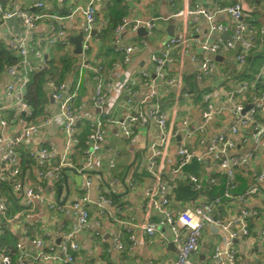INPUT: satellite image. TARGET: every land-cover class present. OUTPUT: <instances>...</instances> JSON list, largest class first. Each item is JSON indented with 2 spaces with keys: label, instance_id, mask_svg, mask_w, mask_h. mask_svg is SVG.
Returning a JSON list of instances; mask_svg holds the SVG:
<instances>
[{
  "label": "built area",
  "instance_id": "built-area-1",
  "mask_svg": "<svg viewBox=\"0 0 264 264\" xmlns=\"http://www.w3.org/2000/svg\"><path fill=\"white\" fill-rule=\"evenodd\" d=\"M109 1L90 0L86 6L72 8L65 16H51L55 23L51 24L49 39L36 42L33 39L34 29L38 21L46 17L43 13L47 8L46 3L36 0L33 6H29L20 0H0V25H6L13 19L21 20L23 25L22 32L11 35L4 43L5 47L17 56L18 61L4 66L2 75L7 79L4 94L11 103L0 104V147L9 144L6 151L0 154V184H7L11 188L13 194L20 199L22 208L11 212L8 200L0 195V239L8 232L16 237L12 249L0 247V264H76L82 245L75 240L76 231H67L60 226L58 234L53 233L52 228L58 224L56 215L59 214L70 213L77 221L79 230L85 229L92 221L97 226L106 220H111L112 224L131 226L129 222H124L120 216L113 213L114 207L115 210L119 208L115 206L110 196L105 194L104 186L90 172L97 170L102 163L101 155L106 149L108 125H119L129 144L134 146L138 142V136L131 130V126L137 123L141 127L154 124L157 136L148 147L146 172L152 183L144 190L146 221L136 227L148 237L155 236L162 228H168L172 235L171 242L178 250L176 264H195L193 258L200 249L204 231L208 226H213L224 236L225 242L215 245L212 263L240 264L235 242L252 238L249 221L255 220L260 224V233L258 246L254 248L252 254L257 260L256 264H264V214L252 208L253 204L264 200V189L261 188L264 172L254 174L250 186L244 192L236 193L240 186L236 178L237 172L251 165L258 156L264 158V89L260 90L258 84L251 80H232L229 88L220 90L218 94L229 105L234 123L227 133L217 135L209 142L205 123L198 125L189 117L182 120L179 129H172L169 126V115L161 109L158 102L149 115L139 113L127 116L123 120L112 119L107 106L112 94L124 90L129 105L133 103L137 94L131 86L125 85L122 88L115 81V72L131 64L134 56L146 46L145 42L124 43L123 35L127 31L138 33L144 28L147 36L153 37L156 24L154 19L130 20L127 16L123 17L114 32V44L121 57L111 64L109 71L103 62L89 67L88 53L97 36V33L94 34L98 16L97 4ZM57 2L63 4L66 0ZM32 7L37 12L32 11ZM257 10V6H250L248 0H235L233 4L218 3L212 8L198 5L194 9L177 12L175 17L188 16L194 25L198 24L200 19L204 20L210 34L228 33L231 39L219 38L213 42L207 39L200 42L201 49L213 58L191 54L192 42L187 37L169 39L162 50L150 56V65L155 77L152 78L148 71L140 72L145 86L150 89L146 99H157L158 82L169 86L175 85L177 101L189 98V94L183 89L182 79L172 78L168 71L169 67L176 63L173 51L177 48L183 54H190L191 61L198 66L199 79L202 76L220 73L214 57L228 52L236 53V65L243 71L252 53L264 44V19L259 25H254L251 21V13ZM79 13L83 14L85 25L83 53L76 56L79 58L78 79L75 82L71 80L62 83L48 79L44 90L57 104V111L50 112L49 105L46 104L43 113L35 116L27 101V94L33 75L49 68L41 46L61 44L74 53L75 47L67 32L66 22L73 20ZM219 15L228 16L229 23L218 22ZM86 68L92 72L94 90L91 99L96 116L89 124L90 132L83 145L81 123L78 118L81 104L78 103V99ZM257 77L264 83V63ZM213 98L214 94L210 92L203 95L204 108L201 115L206 123L219 113ZM248 105L250 108L245 111ZM9 110L13 111L11 118L5 115ZM56 128L63 135L64 141V148L60 153L54 143L39 147L32 144L37 142L40 136ZM14 129H17V132H14ZM176 141L178 143L176 163L167 167L164 157ZM192 141H196L199 147L207 144V151L199 154L191 147ZM25 146L34 166L32 180L22 177V157L19 150ZM252 147L254 148L251 149ZM243 149L247 151L241 152ZM77 153H81L80 161L76 159ZM201 158L210 159L209 175L199 176L185 171L195 159ZM72 170L82 175V184L75 200L67 201V197L65 203L61 204L62 195L60 199L56 198L55 192L66 189L68 196L70 195L68 173L73 172ZM218 175L226 178L223 195L208 202L189 204L181 210L176 208L169 184L177 187L185 181L191 184L196 192L203 194L220 185ZM118 184L120 178L112 177L106 185L111 190ZM127 187L135 190V182L130 180ZM92 194H95V198ZM235 204L241 206L238 213L224 214L225 205ZM18 234L26 239L21 236V239H18ZM129 240L130 249H134L144 244L145 237H138L133 233L130 234ZM113 243L120 253L126 250L123 232L114 233Z\"/></svg>",
  "mask_w": 264,
  "mask_h": 264
},
{
  "label": "crops",
  "instance_id": "crops-1",
  "mask_svg": "<svg viewBox=\"0 0 264 264\" xmlns=\"http://www.w3.org/2000/svg\"><path fill=\"white\" fill-rule=\"evenodd\" d=\"M26 5H32L36 0H20ZM46 3L47 8L43 12L46 17L38 21L34 33L33 39L39 42L43 39H49L51 35V24L55 21L51 18L53 15L65 16L72 8L77 6H86L90 0H66L65 3L59 4L57 0H42ZM127 10V17L130 20H155L156 28L154 29V36H144L139 33H133L127 31L123 35L124 43L132 42H145L146 46L137 53L131 64L125 65L122 69L115 72V81L123 88L125 85L131 86L136 92V96L131 105L127 103L128 96L124 90L115 92L112 94L111 99L108 102V112L112 119L123 120L130 115H138L143 113L149 115L150 111L156 102L159 103L161 109L169 115V126L172 129H179L182 120L185 117H189L194 123L202 125L205 123L207 129V140H211L213 137L222 133H227L230 130L234 120L229 111V105L224 99L221 98L219 91L224 88H229L232 80H237L241 71L235 61V52H228L222 54V59L217 61L220 69V73L210 76H202L198 78V66L190 59V54H183L179 48L173 51V55L176 59L174 66L169 67V75L172 78H181L183 81V89L189 94V98H181L177 101V88L175 85L169 86L165 83L158 82V96L157 99H146L149 94L147 86L140 77L141 70L148 71L152 78L155 77L153 68L150 65V56L152 53L162 50L163 45L169 40L170 35L173 37H187L191 39L192 47H190L191 54H197L200 57H211L210 54H206L202 49L200 42H204L209 39L211 42L217 41L219 38L228 39L224 33L210 34L209 27L204 20L199 21L198 24H192L190 17H175L174 15L181 10L194 9L198 5H203L212 8L215 4L235 3V0H123ZM250 6L256 5L258 10L251 13V21L254 25H259L264 19V0H248ZM107 4H97V22L96 33L100 32L107 23ZM32 11H34L32 7ZM37 12V11H34ZM217 21L228 24L229 18L226 15H219ZM67 32L70 37L77 36L85 25V18L83 14H77L73 20L67 21ZM58 25V23H56ZM2 31H0V47H5V41L13 34H18L23 31V25L21 20L13 19L6 25H0ZM149 37L150 40H146ZM99 39V40H97ZM101 40L100 36H96V39L92 43L91 52L88 55V62L98 63L103 62L106 64L108 71L110 70V62L117 60L121 57L116 51L113 55L101 54ZM46 54L48 62H53L56 66L62 67L68 60L72 62L76 57L74 53L67 48H64L61 44L54 46L44 45L41 46ZM264 51V44L260 45L254 52ZM215 59V57H214ZM79 60V59H78ZM79 63V62H78ZM77 63V64H78ZM94 65V64H93ZM244 70V69H242ZM73 81L68 77L67 81ZM7 79L0 77V104L9 105L11 101L5 96L4 89ZM94 90V84L87 76L84 77L82 83V90L78 103L81 104V109L78 112V118L81 123L82 137L86 139L90 130L89 124L96 116V111L92 104V95ZM214 94V104L219 111L216 116L209 122H205L202 118V110L204 108L203 95L205 93ZM47 95V104L49 105L50 112L57 111V104L54 100ZM176 101L178 104H176ZM264 104V101H263ZM13 111H8L5 115L11 118ZM107 134L106 149L101 155V165L97 169L100 175H95L96 180L104 186V192L110 196L115 206L119 210L113 208L115 214L120 216L124 222H129L131 226L124 224H112L111 220L103 221L100 226H97L93 221L83 230H79L77 221L71 216L70 213H64L56 215L58 224L54 226L53 233L55 235L59 232V227L63 226L67 231H76L75 240L80 242L82 249L78 254V261L76 264H87L88 262H105L107 264H176L178 250L176 245L172 244V235L168 228H162L158 234L153 237H148L145 233L140 231L136 226L143 224L146 220L144 212V190L151 185L152 180L149 178L146 172V164L148 158V147L155 140L157 136V129L154 124H149L146 127H141L138 123L131 126V130L136 136H138V142L136 145L131 146L128 138H126L119 125L109 124ZM17 132V129H14ZM48 143H54L59 153L64 148L63 135L59 130L53 129L50 133L39 137L37 142L32 144L36 147L44 146ZM191 147H194L199 154H203L207 151V144L199 147L196 141L190 143ZM9 147L6 144L0 147V154ZM178 147L177 141L170 146L165 157V166L171 167L176 163V150ZM23 148V147H22ZM24 148L27 149L25 146ZM23 148V149H24ZM252 147L251 149H253ZM247 151L246 149L241 152ZM76 159L81 160V153H77ZM199 165L202 168V172L199 176L209 175V163L210 159H198ZM25 164L22 161L21 172L24 179L32 180L34 178V166L24 168ZM264 172V158L258 156L257 159L248 167L242 168L236 174V178L245 179L247 186L251 184L254 174H260ZM70 179V195L68 191L63 189L61 192L62 199L67 201L75 200L76 193L81 186H79L75 179V174L69 172ZM198 175V174H197ZM112 177L120 178V184L113 186L111 190L107 187V183ZM237 178L239 185L242 181ZM133 180L135 182V190H131L127 187V183ZM187 182L182 181L179 185ZM7 185V184H0ZM239 186V188H240ZM170 190L173 193L175 206L178 209H184L189 204H200L202 202H208L210 199L204 194L197 193L195 197L190 201L178 200L175 194L176 186L169 184ZM247 187V188H248ZM11 190V188L8 186ZM261 188L264 189V182L261 184ZM12 200L4 195L0 189V195L6 198L10 205V211L16 212L21 209L22 204L20 199L13 194ZM60 195V191L55 192L56 198ZM95 198V194H92ZM240 204L232 206L225 205L223 208L224 214L234 215L239 212ZM252 208L258 209L264 214V200H260L253 204ZM93 217L95 215L93 214ZM264 218V216H263ZM250 230L252 232V238L249 240H237L235 242V248L238 251L240 257V264H256L257 260L254 258L252 252L254 248L258 246L260 224L255 220L249 221ZM121 231L124 234V242L126 250L120 253L114 246L113 235L115 232ZM136 234V236L145 237L144 244L142 246L131 248V242L129 240L130 234ZM18 234V239L21 237L26 238ZM224 236L222 234L213 233L212 231H204L200 243V249L198 253L194 255L195 264H213L212 254L216 244L222 243Z\"/></svg>",
  "mask_w": 264,
  "mask_h": 264
},
{
  "label": "trees",
  "instance_id": "trees-1",
  "mask_svg": "<svg viewBox=\"0 0 264 264\" xmlns=\"http://www.w3.org/2000/svg\"><path fill=\"white\" fill-rule=\"evenodd\" d=\"M107 23L105 27L101 29L100 32H97V36H100V40L102 43L101 46V54L104 55H113L115 53L114 50V32L116 27L122 22L123 17L127 16L126 6L124 5L123 0H110L107 4ZM91 52V50H90ZM89 52V53H90ZM88 53V55H89ZM116 54V53H115ZM75 60L72 62L68 60L64 63L62 67L56 66L53 62H48L49 68L43 72H39L33 75L31 84L29 86L27 101L34 110V115L39 116L43 113L44 107L47 104V95L44 90L45 82L48 79H55L58 83H62L67 81L68 77L73 79L75 82L79 76V68L77 66L78 57H73ZM18 61L17 56L11 52L6 47H0V77L3 75L4 66L14 64ZM114 62L112 60L111 64ZM264 63V51L261 52H253L250 58L248 59L247 65L244 68L243 72L236 77L238 81L242 80H251L258 84L259 89H264V83L258 79V71L261 65ZM96 63L88 62V66L92 67ZM86 76L91 79L92 72L89 68L85 69L84 77ZM84 79V78H83ZM83 145H85L86 139L82 137ZM24 148V147H23ZM20 148L19 153L22 157V161H24V168L32 167L33 162L28 156V150L26 148ZM185 171L190 174H200L202 172V168L199 165L197 159L193 161V163L188 166ZM220 179V185L215 187L212 191L203 192L207 196L208 199H214L219 195H223L226 189V178L218 175ZM240 179L239 177H237ZM242 181L240 188H238L236 193H242L247 189V181L245 179H240ZM1 191L4 195H7L10 200H12L11 190L7 185L0 186ZM196 192L192 185L189 183L178 185L175 194L178 200L181 201H190L192 200ZM22 208V207H21ZM20 210V208H19ZM16 237L10 232L7 233L6 236H3L0 239V247L5 248L8 247L12 249L13 242H15Z\"/></svg>",
  "mask_w": 264,
  "mask_h": 264
},
{
  "label": "water",
  "instance_id": "water-1",
  "mask_svg": "<svg viewBox=\"0 0 264 264\" xmlns=\"http://www.w3.org/2000/svg\"><path fill=\"white\" fill-rule=\"evenodd\" d=\"M95 33H96V31L94 32V34ZM138 33L140 35H144V36L147 35V32H146V30L144 28H141L138 31ZM225 36L228 37V39H231V36L229 34H226ZM170 38H173V35H170ZM83 39H84L83 30H81L80 33L77 36H72L70 38V40L72 41V43L74 44V47H75V49H74V55L75 56H80L83 53V49H82ZM215 59L217 61H220L222 59V56L221 55H217L215 57ZM249 108H250V106L248 105L246 107L245 111H247ZM72 171L75 174V179H76L77 184L80 186L82 184V175L79 174L78 172H76L75 170H72ZM90 173L95 174V175H100V172H98L97 170L91 171ZM60 195H61V191H60ZM60 195L58 197L59 199H60ZM65 201H66V198L61 201V204H64Z\"/></svg>",
  "mask_w": 264,
  "mask_h": 264
},
{
  "label": "rangeland",
  "instance_id": "rangeland-1",
  "mask_svg": "<svg viewBox=\"0 0 264 264\" xmlns=\"http://www.w3.org/2000/svg\"><path fill=\"white\" fill-rule=\"evenodd\" d=\"M146 40L149 41L150 38H149V37H146ZM78 64H79V63H78ZM78 64H77V66H78ZM207 228H208V230L212 231V232L215 233V234L218 233V230H217L215 227H213V226H208ZM223 242H225L224 239L222 240V244H223Z\"/></svg>",
  "mask_w": 264,
  "mask_h": 264
}]
</instances>
